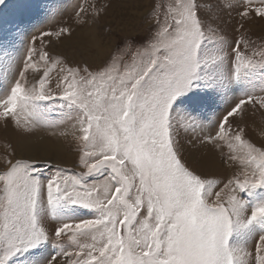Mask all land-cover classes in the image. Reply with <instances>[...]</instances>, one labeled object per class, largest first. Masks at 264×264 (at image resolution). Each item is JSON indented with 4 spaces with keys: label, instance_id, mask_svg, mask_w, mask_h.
I'll list each match as a JSON object with an SVG mask.
<instances>
[{
    "label": "snow or ice",
    "instance_id": "snow-or-ice-1",
    "mask_svg": "<svg viewBox=\"0 0 264 264\" xmlns=\"http://www.w3.org/2000/svg\"><path fill=\"white\" fill-rule=\"evenodd\" d=\"M252 5L248 0L237 14L247 19L254 10L264 18V0ZM214 7L212 0H174L147 43L129 48L130 62L122 63L117 47L96 70L63 67L46 46L38 50L34 38L19 78L0 99V118L27 129L42 118L44 102H67L60 107L77 112L80 135L73 133V138L84 171L69 175L41 157L5 160L0 264L47 242L57 252L45 264H264V227L248 232L264 226V202L252 205L239 195L264 187V148L245 139L240 125L247 106L264 109V95L240 98L214 132L199 137L202 143L220 141L229 149L228 159L247 169L229 179L215 201L210 202L213 181L188 165L177 139L181 129L204 132L203 124L174 112L173 105L206 78L205 68L229 62L232 70L224 79L264 68V45L251 50V42L241 37L228 51L223 39H216L209 16ZM63 34L70 30L41 35L59 39ZM206 42L213 44L211 51ZM52 64L60 69L58 97L52 92ZM41 165L51 175L44 177ZM96 175L104 178L90 184ZM62 204L88 209L90 216L61 219L55 210ZM237 232H248L241 244L234 243Z\"/></svg>",
    "mask_w": 264,
    "mask_h": 264
},
{
    "label": "rangeland",
    "instance_id": "rangeland-1",
    "mask_svg": "<svg viewBox=\"0 0 264 264\" xmlns=\"http://www.w3.org/2000/svg\"><path fill=\"white\" fill-rule=\"evenodd\" d=\"M212 2L216 7L209 13L211 26L216 30V39H223L226 50L230 51L233 40L241 37L251 42V50H254L253 45L255 48L264 45V18L256 16L254 10L247 19L237 14L248 0ZM173 3L174 0H3L0 3V99L10 93L11 86L19 78L34 38H37L35 47L38 50L46 46L45 50L53 60L62 62L65 68L87 66L89 70H96L113 56L117 47L122 49V63L130 62L129 48L135 49L147 43V38L155 32L157 19H163ZM255 6H258V0H253V9ZM241 22L242 28L239 26ZM61 28L69 29L70 35L63 34L59 39L41 35ZM205 47L211 51L213 44L206 42ZM231 70L227 61L223 68H205L206 78L178 97L173 105L174 112L190 116L204 125L203 133L197 131L193 134L181 129L177 139L188 165L197 172L207 174V179L213 181L210 202L215 201V193L221 192L229 179L247 169L239 160L228 159L229 149L221 146L220 141L202 143L199 137L214 132L220 118L240 98L248 94L256 97L264 95V68H256L240 79H224L223 74ZM59 71V67L51 65L52 92L56 97L59 96L55 87ZM27 79L29 84L35 82L31 71ZM62 103L67 102L58 98L44 102L42 118L27 129L15 126L11 120L5 124L0 118V170H3L6 159L41 157L67 170L69 175L84 171L79 164L80 153L73 138V133L80 135L77 112L68 107L61 108ZM240 125L245 130V139L256 147L264 148V109L257 106L253 110L251 105L247 106V114ZM21 140L48 143L46 153L24 148L19 145ZM40 170L44 177L51 175L47 166L41 165ZM104 175L93 176L88 182L102 180ZM222 195L227 199L226 193ZM239 195L255 205L264 202V187L247 189ZM43 198L46 203V189ZM55 214L61 219L71 220L90 216L88 209L67 204H62ZM48 220L54 223L50 215ZM260 227L264 226H256L248 232L258 231ZM248 232H237L233 237L234 243H243ZM56 252L57 247L47 242L28 252L18 253L10 264H45L46 258Z\"/></svg>",
    "mask_w": 264,
    "mask_h": 264
},
{
    "label": "bare ground",
    "instance_id": "bare-ground-1",
    "mask_svg": "<svg viewBox=\"0 0 264 264\" xmlns=\"http://www.w3.org/2000/svg\"><path fill=\"white\" fill-rule=\"evenodd\" d=\"M20 142H21V144H19V145L23 146L24 148H31L30 151H32V149H34L35 151H38L39 150L42 153H46V148L48 146V143H46V142H44V143H38L35 140L33 142L21 140ZM39 144H41V145H39Z\"/></svg>",
    "mask_w": 264,
    "mask_h": 264
}]
</instances>
